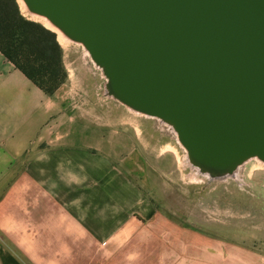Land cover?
<instances>
[{
  "label": "water",
  "instance_id": "water-1",
  "mask_svg": "<svg viewBox=\"0 0 264 264\" xmlns=\"http://www.w3.org/2000/svg\"><path fill=\"white\" fill-rule=\"evenodd\" d=\"M23 2L84 47L107 97L172 128L200 174L264 164V0Z\"/></svg>",
  "mask_w": 264,
  "mask_h": 264
},
{
  "label": "crops",
  "instance_id": "crops-1",
  "mask_svg": "<svg viewBox=\"0 0 264 264\" xmlns=\"http://www.w3.org/2000/svg\"><path fill=\"white\" fill-rule=\"evenodd\" d=\"M65 64L48 96L0 52V264L100 263L103 246L134 234L137 212H154L131 178L149 174L143 139L158 133L87 97ZM155 146L158 171L169 150ZM185 245L177 264H264V247L197 235Z\"/></svg>",
  "mask_w": 264,
  "mask_h": 264
},
{
  "label": "rangeland",
  "instance_id": "rangeland-1",
  "mask_svg": "<svg viewBox=\"0 0 264 264\" xmlns=\"http://www.w3.org/2000/svg\"><path fill=\"white\" fill-rule=\"evenodd\" d=\"M21 9L29 19L43 20L31 17L22 5ZM64 41L61 45L66 63L78 66L82 79L79 87L87 97L100 98L102 106L110 107L119 120L132 118L134 124L158 133L143 139L150 144L143 151L151 165L149 174L140 181L131 178L140 193L149 199L150 212H154L149 216L137 212L133 217L134 234L119 233L116 249L103 246L100 263L96 258L95 264H177V259L187 257L185 244L195 240L196 235L203 240L214 237L244 246L264 247V164L251 160L234 176L221 180L200 174L190 165L187 152L172 128L107 97L106 79L89 53L79 44ZM158 142L165 143L169 152L156 171L152 166L156 165Z\"/></svg>",
  "mask_w": 264,
  "mask_h": 264
},
{
  "label": "trees",
  "instance_id": "trees-1",
  "mask_svg": "<svg viewBox=\"0 0 264 264\" xmlns=\"http://www.w3.org/2000/svg\"><path fill=\"white\" fill-rule=\"evenodd\" d=\"M0 52L48 96L69 78L58 35L25 16L18 0H0Z\"/></svg>",
  "mask_w": 264,
  "mask_h": 264
},
{
  "label": "bare ground",
  "instance_id": "bare-ground-1",
  "mask_svg": "<svg viewBox=\"0 0 264 264\" xmlns=\"http://www.w3.org/2000/svg\"><path fill=\"white\" fill-rule=\"evenodd\" d=\"M18 1H20V3H21V5H22L23 9L25 8L26 13H28L27 8H26V5H25V3L23 2V0H18ZM28 14H29V13H28ZM29 15H30V14H29ZM31 17L38 18V19H43V20H40L39 22H41L46 28L51 29L52 31L56 32L57 35L59 34V41L61 42V44H62V43H65L64 39L67 40L68 42H70V40L67 39V38L63 35V33H61L58 29H56L55 27H53V25H52L48 20H46L45 18H41V17H38V16H32V15H31ZM63 38H64V39H63ZM255 160H256V159H255ZM261 163H262V162H261ZM180 164H181V163H180ZM196 175H197V174H196Z\"/></svg>",
  "mask_w": 264,
  "mask_h": 264
}]
</instances>
